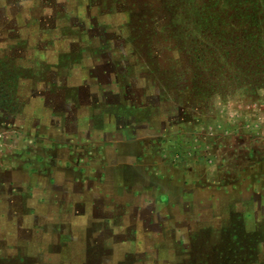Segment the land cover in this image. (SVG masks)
Returning a JSON list of instances; mask_svg holds the SVG:
<instances>
[{
  "label": "rangeland",
  "instance_id": "rangeland-1",
  "mask_svg": "<svg viewBox=\"0 0 264 264\" xmlns=\"http://www.w3.org/2000/svg\"><path fill=\"white\" fill-rule=\"evenodd\" d=\"M7 4L9 18L20 16L22 33L34 32L35 37L13 39L0 49L5 51L0 53V264H264V0H7ZM15 27L11 19L9 35ZM93 30L100 48L96 59L103 55L118 64L140 63L129 73L149 69V79L160 81L167 90L174 75L158 71L162 61L168 63L166 69L174 62L191 69L183 72L186 99L200 109L195 125L202 126L190 131L219 123L212 129L213 137L207 134L201 140L206 151L197 145L189 149L203 164L189 168L188 175L201 177V182L163 186L166 192H178L175 197L184 190L191 198L157 197L152 203L136 189L135 200L120 198L115 209L117 203L111 204L106 191L122 195L132 190L121 183L117 190L108 180L104 194L100 192L99 209L92 207L98 215L84 212V201L91 205V199L83 198L85 184L102 180L94 173L104 174V159L126 156L116 155L114 147L120 143L115 136H106L95 147V141L86 140L91 132L80 131L90 128L84 117L95 111L94 88L81 86L82 69L90 78L95 76L90 60L96 62L91 52L96 48L85 44ZM33 44L39 49L32 55L16 51ZM31 59L35 61L30 69L20 67L19 62L25 66ZM63 66L82 68L68 74ZM67 74L75 81L73 87L65 85L71 88L65 92L58 86L57 94L49 95L53 84ZM102 91L112 94L107 87ZM130 115L136 117L133 110ZM127 119L107 120L105 133L123 128L128 135L132 123ZM176 131L172 127L162 135L169 150L191 139L189 130L186 141ZM159 134L154 132V138ZM69 144L74 160L81 163L70 164L64 151L49 155ZM128 164L133 168L129 178H134L137 173L129 160ZM149 169L140 171L149 177ZM115 171L107 175L121 181L127 175L126 166ZM157 171L158 176L169 173L167 167ZM170 172L176 178L182 175L176 169Z\"/></svg>",
  "mask_w": 264,
  "mask_h": 264
},
{
  "label": "crops",
  "instance_id": "crops-1",
  "mask_svg": "<svg viewBox=\"0 0 264 264\" xmlns=\"http://www.w3.org/2000/svg\"><path fill=\"white\" fill-rule=\"evenodd\" d=\"M11 6L7 4V0H0V49H4L8 47V44L13 39H17L18 41H21L19 39L21 38H29V37H35L34 32H31L29 34H23L21 31L22 26V18L20 16H13L11 19L14 22L15 26L18 27V29L15 27L14 32L11 31V35H9V28L8 24L11 19L9 18V12L8 7ZM16 17V18H15ZM15 18V19H14ZM21 25V26H19ZM95 31V32H93ZM89 31L88 37L85 36L88 40L85 44L90 45L93 48H96L94 50H91L93 52V56L96 59L95 55L99 53V46H95V41H98V32L96 30ZM24 32V31H23ZM58 38L57 36H54L53 39ZM30 47L24 48H16V51L20 52V55L23 54H34L36 50L39 49L38 46L34 45ZM58 49V47H56ZM30 52H25L29 51ZM82 48L80 49V51ZM71 51V50H69ZM64 50L63 53L69 52ZM5 51L0 50V53H3ZM5 54V53H4ZM164 56V55H163ZM33 59L30 60L29 64H21L22 62H19L21 65L20 67L25 68H31V63ZM90 60V59H89ZM91 65L93 69L95 68V76L93 78H90V73L87 69H82V76L84 77L83 82L81 83V86L83 87H89L92 86L94 88L93 90V102L95 104V111L94 113L88 115L87 117H84L85 119L89 118L90 128H81L80 131L83 132V130L90 131L91 135L86 136V140L89 138L92 141H95V147L103 143V139L106 136H115L117 141L120 143L119 145H116L114 147V150L116 155H123L126 156H117L115 159H104L106 161L102 165L104 169H101V172H104V174H101L100 171H97L94 173V176L97 177L98 174L101 176L102 180L96 178V180L88 181L86 186V193L83 198L85 200L91 199V205L89 206L87 201L84 205V212L86 214L94 213V215H98V212H93V208H95V211L99 209V199L102 197L100 192L104 194L103 192V184L107 183L109 181H112L116 184V188L120 187V183L123 186H128L127 188H131V193L128 191L123 192L122 195H120L117 191L108 192L105 194V196L108 197V199L113 200L111 204L117 203L115 206V209L118 208V203L120 198L127 199V200H135L136 196V189L140 190L142 192L141 197L143 199L149 198L151 202L153 203V200L159 198L158 200H175L176 198H180L182 201L185 199L191 198L192 195H188L184 190L182 191V196L178 195L175 197L176 193L178 192H166L164 185H167L169 187L171 184L180 186L182 184L185 186L186 182L194 183L196 184L198 181L201 182V177L198 178V180L191 178L188 173V169L191 167H199L203 163L200 161L199 158H196L194 156L195 152L193 153V157L191 155V151L193 150L195 145L198 147H201L200 149L203 150L204 145L202 144V139L205 140L210 135V138L213 137L212 129L215 128V130L218 128V122H214L212 125L209 124L207 128H200V132H191L190 130L197 129L196 127H201L202 124L199 122L198 125H195L196 121H198L197 117L200 116V109L196 110V103L194 100H187L186 99V83L183 82V72H186L185 65L182 63L174 62L172 66H169L168 69L167 65L168 63L166 61H162V63L159 64L160 68L158 71L161 72H167L170 71L173 73V86L171 89L167 90L166 87L157 80L149 79V69L143 68L142 73H129V70L136 68V65H141L140 63H124L118 64V62H109L106 61L105 57L102 55L100 58L97 57L96 62L94 60H90ZM89 62V65H90ZM95 63V64H94ZM90 65V66H91ZM145 65V64H144ZM148 67V64H146ZM65 70L68 71V74L71 70H79L78 68H67L63 66ZM29 68V69H30ZM58 68H56L57 70ZM191 70V69H187ZM193 72V71H192ZM68 74L66 75V78L60 79L58 82L55 79L56 84H53V92L49 93V95H56L57 91H59L57 88L58 86H64L62 90L71 89L73 87L72 78H68ZM194 76V75H193ZM59 77V76H58ZM75 77V76H74ZM126 81H124V79ZM150 80V81H149ZM22 81L20 78L17 79V82ZM20 84V82H19ZM65 85L71 86V88H66ZM191 86H193L192 80H191ZM80 88V90L83 91V93L80 95L82 96V99H84V89ZM107 87L112 94L111 95H105L103 93V88ZM150 88V91H149ZM191 101V102H189ZM83 103V101H81ZM65 103H68L66 100ZM189 104V105H187ZM193 104L191 108L190 105ZM65 106V105H63ZM130 110H133V113L135 112L136 117H131ZM128 117V121L132 123V130L129 132V136L127 135V131H125L123 128L121 130H117L116 128L113 129L109 134H106L105 129V123L107 120L110 119H118L123 117ZM172 116V118H171ZM175 120H173L174 118ZM186 116H189L191 119H186ZM171 118V119H170ZM65 120H67V123L69 125L71 124L68 122L67 116L64 117ZM182 119V120H181ZM120 120V119H119ZM184 121V122H182ZM188 121V124H185V122ZM124 124H127V121L124 122ZM69 125L65 126L64 128H67ZM207 126V125H206ZM124 127V126H123ZM172 127L176 128V133L179 135V138L183 141H186L185 139V132L186 130L190 131V137L188 143L183 144L184 146H177L175 150H169L170 147L167 145V140L164 139L163 142V134H166L167 132L171 130ZM154 132H160L157 137L154 138ZM192 133V136H191ZM199 134L202 136H199ZM94 136V137H93ZM161 137V140L159 141V138ZM149 139V142H148ZM194 141L196 143H194ZM160 144L157 145V144ZM210 142V146H211ZM194 146V147H193ZM71 144H69V147L66 149H52V151H48L49 155L52 157H57V151H64L67 152L68 155V161L69 163L77 162L81 163L79 161L81 160H74L73 153H70L69 150H71ZM208 147V146H207ZM213 147V146H212ZM212 147L209 148L210 152L213 149ZM69 148V149H68ZM190 149V150H189ZM168 150L171 151L168 153ZM187 150V151H186ZM207 150V149H206ZM205 149L203 151H206ZM98 151V150H97ZM73 152V150H72ZM202 153V152H201ZM202 153L201 155H203ZM58 155H60L58 153ZM50 156L49 159H52ZM59 157V156H58ZM48 159V160H49ZM206 159V158H205ZM210 164L214 161L212 160V156H208ZM54 160V159H53ZM126 160V161H125ZM128 160L132 163L131 165L134 167L137 175L134 178H129V173H133L132 169H129ZM127 164H126V163ZM198 164V165H197ZM95 166H97L95 164ZM101 166V167H102ZM117 166H126L127 169V175H122V181L119 180L118 176H112L109 175L111 173H115V169ZM151 168L149 169V177L147 176V171H144L146 174H142L140 171V168ZM164 167L169 169V173H165L163 175H157L159 172L157 171V168ZM216 167V166H215ZM176 169L178 173L182 172L181 177L178 176H170V170ZM72 173L76 174V171L73 169L71 170ZM109 174V175H107ZM179 175V174H178ZM176 179H174V178ZM72 178V177H71ZM109 180V181H108ZM207 181V180H206ZM111 182V183H112ZM147 183L149 187L146 186ZM126 188V189H127ZM148 190L149 193H146L145 191ZM135 192V194H134ZM133 193V194H132ZM196 197V193L193 195ZM118 199V200H117ZM150 206V204H149ZM93 207V208H92ZM158 207V206H157ZM172 205H170V208ZM147 209L149 207H146ZM89 212V213H88ZM194 213H197L196 211H193ZM101 213V212H99ZM115 213V212H114ZM113 214V213H112ZM136 228V226H135ZM135 251V250H134Z\"/></svg>",
  "mask_w": 264,
  "mask_h": 264
}]
</instances>
